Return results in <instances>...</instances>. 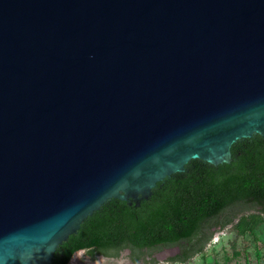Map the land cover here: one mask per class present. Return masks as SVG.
Segmentation results:
<instances>
[{"label": "water", "instance_id": "water-1", "mask_svg": "<svg viewBox=\"0 0 264 264\" xmlns=\"http://www.w3.org/2000/svg\"><path fill=\"white\" fill-rule=\"evenodd\" d=\"M264 133V0H0V264H57L109 198Z\"/></svg>", "mask_w": 264, "mask_h": 264}, {"label": "trees", "instance_id": "trees-1", "mask_svg": "<svg viewBox=\"0 0 264 264\" xmlns=\"http://www.w3.org/2000/svg\"><path fill=\"white\" fill-rule=\"evenodd\" d=\"M231 160L211 164L190 158L184 169L164 176L147 198H109L87 215L76 231L57 245L65 251L57 264H66L78 249L117 256L128 248L131 261L154 262V250L176 246L166 260L184 263L199 252L214 227H223L238 214L240 230L264 220V133L241 137L230 146ZM110 250L112 252H110Z\"/></svg>", "mask_w": 264, "mask_h": 264}, {"label": "rangeland", "instance_id": "rangeland-1", "mask_svg": "<svg viewBox=\"0 0 264 264\" xmlns=\"http://www.w3.org/2000/svg\"><path fill=\"white\" fill-rule=\"evenodd\" d=\"M255 212V209H247L223 227H214L203 248L184 263L166 260L177 251L176 246H170L154 250L152 263L147 261L148 256L136 262L129 260L126 256L128 249L125 248L117 256L96 253L93 257L86 249H78L66 264H264V220L254 223L249 230L239 229V217L249 218Z\"/></svg>", "mask_w": 264, "mask_h": 264}, {"label": "flooded vegetation", "instance_id": "flooded-vegetation-1", "mask_svg": "<svg viewBox=\"0 0 264 264\" xmlns=\"http://www.w3.org/2000/svg\"><path fill=\"white\" fill-rule=\"evenodd\" d=\"M125 249V248H124ZM128 249V248H126ZM56 250V249H55ZM178 250V249H177ZM177 252V251H176ZM128 253H129V250H128ZM128 257V254L126 255ZM129 258V257H128ZM130 260V259H129ZM140 260V259H139ZM142 260V259H141ZM138 261V260H137ZM133 262H136V261H133Z\"/></svg>", "mask_w": 264, "mask_h": 264}, {"label": "bare ground", "instance_id": "bare-ground-1", "mask_svg": "<svg viewBox=\"0 0 264 264\" xmlns=\"http://www.w3.org/2000/svg\"><path fill=\"white\" fill-rule=\"evenodd\" d=\"M71 258H73V259H71V260L74 261V257H71ZM71 260H70V261H71Z\"/></svg>", "mask_w": 264, "mask_h": 264}]
</instances>
